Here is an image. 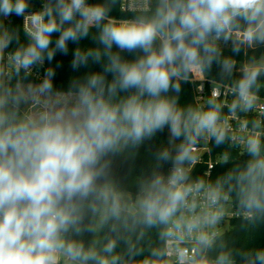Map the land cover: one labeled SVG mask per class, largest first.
Masks as SVG:
<instances>
[{"label": "clouds", "instance_id": "9594fccd", "mask_svg": "<svg viewBox=\"0 0 264 264\" xmlns=\"http://www.w3.org/2000/svg\"><path fill=\"white\" fill-rule=\"evenodd\" d=\"M0 264H264V0H0Z\"/></svg>", "mask_w": 264, "mask_h": 264}]
</instances>
